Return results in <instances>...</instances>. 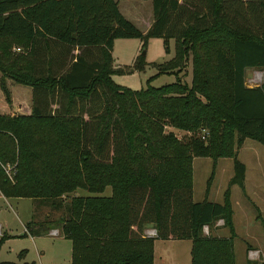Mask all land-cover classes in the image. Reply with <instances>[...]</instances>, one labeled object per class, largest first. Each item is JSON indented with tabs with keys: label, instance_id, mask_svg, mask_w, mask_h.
I'll use <instances>...</instances> for the list:
<instances>
[{
	"label": "trees",
	"instance_id": "obj_1",
	"mask_svg": "<svg viewBox=\"0 0 264 264\" xmlns=\"http://www.w3.org/2000/svg\"><path fill=\"white\" fill-rule=\"evenodd\" d=\"M149 2L141 32L117 0H0V91L8 102L5 79L32 89L29 114H0V195L60 211L26 229L59 227L70 264H152L153 239L184 238L189 264H234L228 189L221 203L192 202L191 159L232 158L228 183L243 191L234 149L244 138L264 146V0ZM128 37L173 39L156 68L189 59V85L113 84L111 42ZM246 68L261 72L257 86L244 84ZM217 220L229 236L203 235Z\"/></svg>",
	"mask_w": 264,
	"mask_h": 264
},
{
	"label": "rangeland",
	"instance_id": "obj_2",
	"mask_svg": "<svg viewBox=\"0 0 264 264\" xmlns=\"http://www.w3.org/2000/svg\"><path fill=\"white\" fill-rule=\"evenodd\" d=\"M136 1H140L142 13L150 12L149 0ZM119 8L123 14H127L124 6L121 7V3ZM136 28L140 31L143 29L142 26ZM12 49L17 52L15 47ZM172 54L173 39L171 38L154 37L146 39L145 42L132 37L114 38L111 42L110 59L111 67L116 71L112 72L109 78L113 84L130 90L144 89L146 85L158 87L174 81L189 85V59L177 67L163 66L157 70L156 65L169 60ZM247 72L248 81L245 83L259 84L261 79L259 70L255 69L253 74ZM26 89L28 86L20 84L14 83L12 86L11 91L14 96L19 92L20 108L18 110L24 111V106L29 104V101L25 99ZM3 105L4 96L0 91V111H5L6 108L2 107ZM163 130L171 131L179 139L194 133L174 129L167 125L163 126ZM231 149L233 151L234 148L231 147ZM234 150L235 160L243 164L246 169L248 180L245 185L264 189V146L254 140L244 138L240 147ZM232 162L233 159L229 157L217 158L214 163L208 157L192 158L191 201L201 202L205 199L207 202L221 203L223 192L228 189L234 233L231 238L234 264L258 263L262 258L264 259V225L262 224L264 217L261 218L259 212L255 211L254 205L244 199L246 195L244 191H241L237 185L228 183L232 176ZM11 170L10 166L6 171L10 173ZM207 180L209 185L207 194L204 195ZM108 191L106 187L100 195H107ZM74 194L92 195L83 189H76ZM60 213V211L51 210L44 201L37 202L29 198L3 199L0 196V237H4L0 244V261L17 264H70V242L61 237L59 227L49 225V229L37 230L34 233L26 229L29 221L50 220L54 222ZM256 215L261 220L257 219ZM148 229L150 228H145L144 231ZM51 230H55L57 235H48ZM202 234L221 238L229 236L227 228L221 226V221L216 225L214 223L212 228L206 229V232ZM251 250L256 251L257 254L248 257V252ZM188 252V239L166 241L153 239V264H189ZM158 256L160 258H157Z\"/></svg>",
	"mask_w": 264,
	"mask_h": 264
},
{
	"label": "crops",
	"instance_id": "obj_3",
	"mask_svg": "<svg viewBox=\"0 0 264 264\" xmlns=\"http://www.w3.org/2000/svg\"><path fill=\"white\" fill-rule=\"evenodd\" d=\"M140 1H136V0H117V8L120 12V14L125 18L127 19L128 21H130L135 27L137 26H142L143 29L141 30V32H144L150 25L151 23V13L146 11L144 13H142L141 11V8H140ZM121 3V7L122 5L124 6L126 12H127V16L125 14H123L122 10H120L119 8V5ZM146 9L148 10V7L146 5ZM128 17V18H126ZM78 52V50L75 48L74 50H72V53L73 54H76ZM249 71L250 73H254L255 69L253 68H246L244 70V84L248 87H253V86H257L258 84H246L245 81H248V77H246L248 75V72ZM260 72V71H259ZM261 74V72H260ZM4 84H5V87L8 91V97L10 98L8 102H6L4 100V105L2 107H5V111H0V114H12V113H15V114H23V115H27L29 114L30 112V108H31V105H32V89L31 87L28 86V89H26V97L25 99H27L29 102L28 105L24 106L25 107V110L22 111V110H18L20 108V96L19 95V92L18 94H15V96L12 94V86H13V82H11L10 80L8 79H5L4 81ZM16 84V83H15ZM24 86V85H22ZM20 92L21 89H20ZM2 109V108H1ZM177 137V136H175ZM191 163H192V159H191ZM260 178L262 177L259 176ZM246 180H248V177L246 175V169H245V166H244V173H243V191L244 193L247 195H244V199L246 200H249L253 205H254V208L259 212L261 218L264 217V189H258V188H254L252 186H246L245 183H246ZM109 190V189H108ZM109 194V191L107 193V195ZM1 196V195H0ZM2 197V196H1ZM3 199H7V198H4L2 197ZM145 228H151L150 226H146ZM144 228V230H145ZM216 231V228L214 230V232ZM143 233L145 234V231H143ZM166 241V240H165ZM247 250L249 249L248 247L246 248ZM152 256H153V243H152ZM157 258H160L159 256ZM262 258V256H261ZM248 260V259H247ZM154 259L152 257V264L154 263L153 262ZM250 261V260H248ZM264 259L262 258L259 262H263ZM258 262V263H259Z\"/></svg>",
	"mask_w": 264,
	"mask_h": 264
},
{
	"label": "built area",
	"instance_id": "obj_4",
	"mask_svg": "<svg viewBox=\"0 0 264 264\" xmlns=\"http://www.w3.org/2000/svg\"><path fill=\"white\" fill-rule=\"evenodd\" d=\"M16 50H18V48H15ZM207 131L205 130V129H200V132L198 133V135H199V138L201 139V140H204L205 139V137L207 136ZM220 221L221 220H217L216 222H215V225L216 224H219L220 223ZM206 226H203L202 227V232L203 233H205L206 232ZM48 235H50V236H56L57 235V232L55 231V230H51L49 233H48ZM145 235L146 236H154V230L153 229H148V230H146L145 231ZM257 254V252L256 251H253V250H251V251H249L248 252V257H250V256H253V255H256Z\"/></svg>",
	"mask_w": 264,
	"mask_h": 264
},
{
	"label": "water",
	"instance_id": "obj_5",
	"mask_svg": "<svg viewBox=\"0 0 264 264\" xmlns=\"http://www.w3.org/2000/svg\"><path fill=\"white\" fill-rule=\"evenodd\" d=\"M143 52H141V54H142Z\"/></svg>",
	"mask_w": 264,
	"mask_h": 264
}]
</instances>
